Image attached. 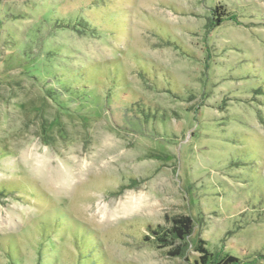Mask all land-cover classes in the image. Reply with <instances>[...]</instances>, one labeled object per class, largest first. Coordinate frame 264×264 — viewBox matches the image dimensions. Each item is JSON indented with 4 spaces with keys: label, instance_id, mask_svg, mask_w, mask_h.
<instances>
[{
    "label": "rangeland",
    "instance_id": "1",
    "mask_svg": "<svg viewBox=\"0 0 264 264\" xmlns=\"http://www.w3.org/2000/svg\"><path fill=\"white\" fill-rule=\"evenodd\" d=\"M0 193V264H264V0H0Z\"/></svg>",
    "mask_w": 264,
    "mask_h": 264
},
{
    "label": "trees",
    "instance_id": "2",
    "mask_svg": "<svg viewBox=\"0 0 264 264\" xmlns=\"http://www.w3.org/2000/svg\"><path fill=\"white\" fill-rule=\"evenodd\" d=\"M2 191V190H1ZM3 192V191H2ZM6 192V191H5ZM1 194V193H0ZM4 194V193H3ZM58 223L57 220L54 221V224ZM194 220L191 215L188 214H179L176 215L169 226H153L147 225V231L151 235H146L145 238L147 241H152L154 244L160 248H166V254L170 257H184L187 259L188 254V238L194 232ZM45 233V231H43ZM86 241V240H82ZM85 242L84 245H87L88 248L78 247V255L75 259L76 264H81L82 259L86 256H90L95 259V248L94 243L89 246V243ZM206 241L199 239L195 251L199 254L193 256V264H212L214 254L206 246ZM97 254V253H96ZM97 258V257H96ZM188 260V259H187ZM78 261V263H77ZM83 263V262H82ZM240 259L234 255H226L225 258L221 261L220 264H239ZM11 264H15L12 260Z\"/></svg>",
    "mask_w": 264,
    "mask_h": 264
}]
</instances>
